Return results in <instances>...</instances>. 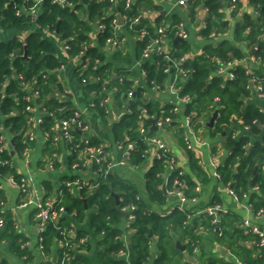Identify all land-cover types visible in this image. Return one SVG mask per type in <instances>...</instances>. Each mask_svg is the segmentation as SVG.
Listing matches in <instances>:
<instances>
[{
	"label": "trees",
	"instance_id": "trees-1",
	"mask_svg": "<svg viewBox=\"0 0 264 264\" xmlns=\"http://www.w3.org/2000/svg\"><path fill=\"white\" fill-rule=\"evenodd\" d=\"M14 1L18 7L25 4V0H0V128H8L13 135V143L15 153L19 157H23L28 146L33 148L34 143H24V134L27 131L28 119L32 117L36 109L40 111L47 110L42 115L43 123L41 130L44 133L53 135L57 120L74 111L73 103L56 97L57 92L64 94V89L55 75V71L59 70L63 61L59 55V46L52 38L45 37L43 30L51 33H57L61 41L66 42L70 46L69 56H81V51H85L86 56L91 57L89 68L81 73L77 69L80 80L85 79L86 87L92 94L94 90L100 91L103 86V80L111 78L112 70L117 67L114 63L107 60V54L104 48L107 46V39L114 36L115 32L112 22L116 18L118 8L121 14H129L138 17V24L131 30L128 25L123 28L131 34L138 36V30L146 27L147 23L142 18L143 5L138 0L129 8L126 7L125 0H72V7H63L52 0H45L43 10L38 14L36 23L40 29L34 27V23L27 14L18 15L17 9L11 5ZM252 1V0H251ZM259 6L261 14L264 15V0H253ZM31 3V1L29 2ZM28 4V3H27ZM205 6L209 9V17L206 20V26L202 31L204 38H209L211 33L224 31L228 28V21H223V13L220 11L222 4L219 0H205ZM158 22H161L159 19ZM181 22L180 18L175 20V28ZM101 23L106 28L100 32L98 44L91 46L90 34L95 30L96 26ZM162 27L161 24L157 26ZM150 35L143 40L137 41V57L142 58V53L150 39L156 35L155 28L147 26ZM264 28V20H253L250 16L245 17L243 25H237L235 28V42L255 37L261 33ZM250 29L247 37L244 33ZM173 32V31H172ZM24 33V41L21 42L18 34ZM120 36L124 33L118 32ZM54 35V34H53ZM171 36H175L173 32ZM247 40V39H246ZM175 48L171 52L172 60H166L164 56H156L151 60L144 61L142 67L146 73L147 86L152 87V83L166 85L171 80V75L175 73V63L179 61L190 50V45L186 41L176 42ZM255 46V45H253ZM257 51L253 50L256 57H261L264 65V42H259ZM25 50L27 56H25ZM247 55L246 51L234 45L233 42L224 41L217 47L209 46L206 53L196 56L193 60L182 62V66L191 70V76L186 81L181 95H191L194 100L192 104L186 106V113L196 111L200 113V109L206 105H212L214 110L218 112V118L213 127V135L225 134L227 137L225 146L230 149L229 157L223 167L218 172L225 184H229L238 195L242 198L245 193L250 194L247 202L255 212L264 209V138L262 142H251L249 136L235 139L233 130L229 125L232 124V115L236 114L244 123L249 126L251 133L260 134L262 125L264 124V112L253 104H246L245 100L250 97L253 84L250 76L246 73L245 66L238 65L234 69L235 78L224 82L222 76H218L217 71L221 63H225L232 59H243ZM83 58V57H82ZM96 59L101 61L96 69ZM174 70V71H172ZM260 81L264 88V73L259 70ZM20 76L23 78L20 79ZM95 78H101V81H95ZM119 92L117 98L121 97L123 92H129L132 89V83L125 79L119 82ZM33 86L35 89H33ZM35 91L39 92L37 97L27 100V97ZM145 89H138L137 100L129 104V113L125 114L120 121L114 124L112 132L116 142H124L127 138L137 144V150L132 153L133 164L140 166L147 161L146 151L148 145L142 140L139 134V126L142 121L145 126L150 127L151 132L156 134L152 128V116L167 117L174 122H179L180 115L173 112L174 105H166L162 107L159 103L147 101L143 99ZM216 98H219L217 101ZM95 103V102H94ZM98 106L100 102L96 100ZM33 108L30 110L28 108ZM101 107V106H100ZM202 107V108H201ZM104 106L99 108L102 112ZM142 109L147 110V116H143L141 120ZM42 111V112H43ZM183 129L180 128L181 143L183 142ZM1 134V133H0ZM81 134L78 130L74 131V141L69 143L71 149L70 166L78 163V168L82 167V160L79 157L76 144ZM92 145L101 143L93 142ZM185 146V145H184ZM56 151L57 148L52 151ZM193 164L197 160L192 153L188 151ZM13 155L7 150H0V203L4 202V191L1 189V182L13 177L20 182L21 175L16 173L12 166ZM7 162V163H6ZM258 167L255 173V168ZM199 168V166H198ZM200 170V169H199ZM165 172V166L161 161L153 160V164L148 173V197L152 203L160 205L167 203V196L163 189L164 180L162 175ZM205 180L209 181L208 175H204ZM75 177L66 178L65 180H73ZM189 185L186 191L188 197L194 196L196 185L184 176ZM47 188L51 190L52 185L46 183ZM259 186L260 191L254 192L252 188ZM63 191L62 201L66 208V215H62L56 223H52L44 232L45 253L52 250L55 242L62 237V229L70 227L72 216L75 222H82L87 216V208H96L97 213L91 218V225L95 233L99 236V244L104 248L102 258L107 264H125L124 261L116 257V253L125 250L122 242L123 229L120 227L122 221L127 218L122 215L121 209L130 204H136L137 210L134 212L136 219L132 223L135 234L131 240L130 248L135 255V264H150L152 259L151 243L153 238L157 237L156 247L158 254L153 260V264H181V260H185L183 251L177 247V242L185 244L190 255H195L196 250L204 249L203 238L197 234L196 226L188 225V215L179 210H175L172 214L162 216L154 211L143 199H137L138 190L114 176V173L107 176L104 180H100V186L93 191H89V187L82 191L72 193L61 187ZM114 194L119 195L120 204H117ZM86 199V204L84 203ZM214 202L213 205H215ZM87 206V208H86ZM229 222V228L233 229L235 244L237 238L242 234V230L238 228L241 220L229 216L226 223ZM209 230L215 236L218 235L216 225L212 224L210 218L206 224ZM6 232L12 237V251L14 254L23 257L27 255L25 247H21L18 241L21 239L12 224L8 220ZM228 232V231H227ZM225 231L226 236L232 237ZM152 234V238H150ZM205 264H232L223 263L214 256H206ZM246 264H264L263 258L253 257L251 251H248ZM0 264H5L0 262ZM69 264H90V261L82 256L73 257ZM184 264H190L184 261Z\"/></svg>",
	"mask_w": 264,
	"mask_h": 264
},
{
	"label": "crops",
	"instance_id": "crops-1",
	"mask_svg": "<svg viewBox=\"0 0 264 264\" xmlns=\"http://www.w3.org/2000/svg\"><path fill=\"white\" fill-rule=\"evenodd\" d=\"M137 1L134 0V4ZM139 1L143 5L142 18L147 23L146 27H154L155 32L158 29L157 26L159 23L161 26L168 27L166 40L167 50L170 52L174 50V44L178 42L176 35L174 37L171 36L173 32L175 33L174 22L176 18H180L181 21L185 22L189 38L184 41L190 45V50L186 54L189 58L188 60H193L196 56L203 55L209 46L217 47L224 41L233 42L234 45L236 44L246 51V53L251 50L253 45H258V41L264 42V28L261 29V33L255 37V40L248 37L246 38L247 40L234 41L235 28L237 25L244 24L246 14L253 20H264V15L261 14L259 6L253 0L250 2L246 0L241 1L236 11L230 10L225 2L219 0L223 5L220 9L223 13V21H228L229 26L222 32L220 29L217 32H213L216 35L215 38H204L202 34L210 13L204 4L205 0H192L190 3L188 1L186 5H179L178 0ZM159 19L161 22H158ZM119 32L124 33V37L126 38L125 43L116 51H109L107 47L104 48V52L107 54V60L114 63V66L117 67L116 70H112L111 82L108 87H103L100 91L94 90L93 94L85 89L86 81H83L84 79L81 81L77 73L78 57L71 58L69 54L64 53L60 48L59 55L62 58L63 65L59 70L55 71V75L64 89V94L57 92L56 97L61 100H70L75 110L78 109L84 112V119L90 127V133L88 135H90L93 142L101 143L105 146L106 156L110 160H120L124 154V144L123 142L119 143L115 141L112 132L113 126L125 114L129 113L128 102L132 104L137 100V93L133 99H128V102L125 100L126 92H123L121 97L117 98L116 94L120 91V85L118 86L117 82L121 84L125 79L129 80L132 83V89L130 90L136 92L138 89H145L142 94L143 99L159 103L162 107L177 104V96L171 91L161 93L147 86V81L143 75V63L141 64L142 58L139 59L137 57L138 37L126 31L123 27ZM249 33L250 29L244 33V36L247 37ZM4 35V33H1L0 37ZM90 36V45H97L98 37L93 32ZM241 64L245 67L248 66L245 62ZM251 67L255 74L259 70L262 74L264 73V65L252 63ZM217 75L221 76L219 73ZM222 76L226 80L227 74L225 73ZM256 76L259 77V75ZM96 100L100 102L101 107L104 106L103 112L99 109L101 107L97 105ZM245 103L253 104L264 112V100L259 97L255 88H253L250 97L245 100ZM215 111L212 105H206L200 109V113L198 114L196 111L191 112V116H193L191 130L195 135V148L192 150V153L197 160L196 164H193L190 158L188 153L190 150H186L180 140V128L183 129V132H187L186 107L182 106L180 108L179 122L177 121L164 128H160L158 131H154L167 142L179 166L184 169L187 179L196 186L201 187L198 201L188 204L190 212L188 225L196 226L198 228L197 234L203 238L202 245H204V249L199 247L195 254L198 264H205V258L208 255L216 257L223 263L246 264L248 251H251L253 257H260L261 259L264 256V248L260 250L254 247L252 240L256 237L246 234L245 229L241 226L242 222L245 219H250L253 223L259 224L264 232V221L256 216L255 211L248 209L247 201L243 203L236 201L230 195L227 190L229 184H225L221 176L220 179L214 177L215 173L219 174V168L225 165L230 154V149L225 146L227 139L225 134H217L214 136L213 128L209 127ZM43 113L36 109L34 116L39 117ZM245 126L247 125L245 123L243 124L236 114L232 115V124L229 125V128L233 130L235 139L249 136L251 142L263 141L264 124L258 135L251 133V130L246 129ZM35 132L36 141L34 146L28 158H24L16 155L13 135L8 128H3L5 148L13 155L12 166H14L17 174L30 177L34 180L35 191L43 195L56 197L60 188L63 187L64 181H67L65 180L66 178L79 177L86 184L91 185L96 181L97 175L93 163L87 161L79 169L70 166L71 149L66 142L62 140L55 142L51 136L41 130L40 126L36 127ZM79 132L81 133V131ZM55 148L57 150L52 151ZM52 159H55L53 167L50 165ZM153 160L154 158L151 157L140 166H133L131 164L119 166L113 173L114 176H117L125 183L134 186L138 190V197L143 199L154 211L162 216L170 215L177 210L176 206L179 200L176 196L169 194L166 190L167 203L163 205L152 203L148 197V173L153 164ZM205 174L208 175L209 181L205 180ZM46 183L52 185L51 190L47 188ZM1 189L4 191L5 199L3 205L6 218L12 221L15 231L21 235L18 243L21 244L22 248L25 247L28 254L23 257L14 254L11 249L13 240L10 233L6 232V230L0 231V262H4L5 264H60L63 249L60 246L59 240L55 242L49 253H46V255L42 254L39 248L40 234L35 219L36 210L32 206L24 208L18 207L20 195L18 184L10 179H6L1 182ZM80 191L82 190H75L74 188L72 193L78 194ZM214 202H217L215 204H221L224 209L229 211L227 215L218 214L219 225L216 224V228L217 231L220 230L223 233V236H215L211 232L209 233L208 227L204 224L211 217L205 213H199L200 210L213 205ZM96 213L97 210L95 207L91 209L87 208V216L82 222H75L71 216L70 227L63 230L69 234V237L74 242V248L71 251L74 258L82 256L87 258L90 264H107L102 258L104 248L99 244L100 238L91 225V218ZM229 216L241 220L238 223V228L242 230V234H239L240 236H238L236 244V236H234L233 229L231 230L229 228V222L225 224ZM120 227L124 231L122 242L125 246V250L123 249L125 254L116 257L124 261L125 264L127 262L129 264H135V255L130 248L135 229L132 228L126 218L122 221ZM225 231H228L227 233L233 236L228 238ZM84 237L88 238L86 243L81 242V239ZM156 242L157 237H154L153 243H151L152 259L150 264H153V260L158 254ZM153 246H155V251H152ZM186 252H188L187 247ZM183 256L185 260H181V264L187 261L184 254Z\"/></svg>",
	"mask_w": 264,
	"mask_h": 264
},
{
	"label": "built area",
	"instance_id": "built-area-1",
	"mask_svg": "<svg viewBox=\"0 0 264 264\" xmlns=\"http://www.w3.org/2000/svg\"><path fill=\"white\" fill-rule=\"evenodd\" d=\"M31 1V3H29ZM45 0H25V4L21 7H18L14 1L11 2V5H13L17 9V14L22 15L27 14L30 16L31 21L35 22L34 27L36 29H40V26L36 23V20L38 18V14L42 12L43 10V4ZM96 1V0H93ZM99 2H102L104 0H98ZM113 1V0H112ZM164 1V0H163ZM189 0H178L179 5H186ZM222 2H225L230 10L236 11L239 4L243 0H221ZM247 2H250L251 0H246ZM53 3H58L63 7H72L74 4L72 0H52ZM28 3V4H27ZM126 7L130 9L134 5V0H125ZM123 17V25H120L116 18L112 22V27L115 32L114 36L107 39V48L109 51H116L118 50L124 43L126 38L124 36H120L118 32L124 25H128L131 30L134 29V26L138 24L139 18L133 17L129 14H122ZM106 26L105 24L99 23L95 30L93 31L94 35L98 36L100 32H103L105 30ZM43 34L45 37H50L54 40L56 44H58L60 50H62L64 53L69 54L70 46L66 43L61 41L59 39L57 33H51L48 30H43ZM54 34V35H53ZM167 34H168V27L162 26L159 27L156 30V35L154 38L150 39L148 44L143 50L142 53V60L141 64L144 63L146 60H151L152 58H155L156 56H164L166 60H172L171 58V52L167 50ZM91 35V34H90ZM150 35V32L146 27L141 28L138 30V40H143L144 38L148 37ZM175 35L177 38L184 40H187L189 38V33L187 31V27L184 21H181L175 28ZM18 37L20 38V41H24L25 34L20 33L18 34ZM211 38H215V33H212L210 35ZM253 50L257 51L258 47L255 45L249 50L246 57L243 59H232L225 63H221L220 68L218 69V73L222 76L223 74H227L226 80L224 79V82L230 81L235 78L234 69L241 63H247L248 66L245 67L246 73L250 76L253 88H255L258 92V95L261 99L264 100V88L260 81V78L256 76L254 73L253 68L251 67V64H258L261 65L262 59L261 57H256L253 54ZM83 57V58H82ZM79 63H78V70L81 71V73H84L90 65V62L92 61L91 57L86 56L85 51H81V56H78ZM188 58L187 55H184L179 61L175 63L176 71L171 75V80L166 85H160L158 83H152V89L155 91L165 93L166 91H171L173 94L177 96V104H174L173 112L178 114L180 112V108L182 106L186 107L187 105L192 104L194 98L191 95H181V92L183 90V87L186 83V81L191 76V70L186 69L182 66V62L186 61ZM101 65V61L99 59H96V65L94 69H96L97 65ZM143 65V64H142ZM174 71V70H172ZM143 75L146 80V73L143 70ZM23 77L20 76V79ZM85 81V79L83 80ZM95 81H101V78H95ZM110 78H106L103 80V86L104 88L108 87L110 85ZM33 89L34 86H33ZM135 91L130 90L127 92L126 101L128 99H133L135 97ZM39 95L38 91H35L32 93V95L27 97V100H32L34 97H37ZM218 101L219 98H216ZM30 110H33V108H28ZM43 111V110H42ZM41 111V112H42ZM44 114L47 113V110L44 109ZM147 116V110L142 109L141 113V120L142 117ZM191 114L186 117V127L187 132L182 134L183 142L185 145L186 150H194L195 148V135L191 130V121H192ZM153 120L155 121V126L160 128H164L168 125H171L175 123L170 116L167 117H154L152 116ZM241 120V119H240ZM241 122L244 124V121L241 120ZM43 123V117H35L34 115L28 119V125L27 131L24 134V143L31 144L32 142L36 141V132L35 129L37 126L42 125ZM152 125V124H151ZM246 129H249V126H245ZM56 133L53 135H50V133H47V135L51 136L55 142H58L60 140L66 142L67 144L72 143L74 141V131L78 130L81 131V137L78 140V143L76 144L78 150V154L80 159L82 160V164L84 165L85 162L89 161L93 163L95 167V173L97 175L96 181L91 184H86L81 178L77 177L73 180H67L64 181L63 186L69 191H72L74 188L75 190H83L85 188L90 189V191H93L94 189L98 188L100 186V180L106 179L107 176L112 174L115 169L119 166H125L128 164H131L133 166H137L133 164L132 160V153L137 150V144L134 141H130L128 138L126 141L123 142L124 146V154L123 157L120 160H110L106 156V148L103 144L99 145H92L91 144V138L90 135V127L87 124L86 120L84 119V112L78 109H74L72 114L67 115L65 117L60 118L57 120V124L54 128ZM139 134L142 137V140L148 145V150L146 151L147 159H150L151 157L154 158V160L161 161L165 166V172L163 177L164 180V187L168 191L169 194H172L176 196L179 200L176 209L186 213L188 215V219H190V212L188 208V204L190 202H197L198 201V195L201 191L200 186H196L193 193L194 196L188 197L186 194V191L189 189V185L187 181L184 179L185 171L182 169L178 161L176 160L175 156L172 154L167 142L161 138L157 134H153L151 132L150 127H147L144 125V123L141 121L139 126ZM0 150H7L5 148V137L3 134V128H0ZM86 133V134H85ZM233 137L235 138V134L233 133ZM32 147L28 146L24 152L23 157L28 158L30 155ZM7 163V162H6ZM55 163V159H52L50 165L53 167ZM82 165V166H83ZM74 168H78V163L74 165ZM216 179H220V174L215 173L214 176ZM14 183H17L20 189V195H19V208L24 207H34L36 210L35 213V219L37 223V227L39 230V248L43 255H46L45 253V245H44V232L47 230V227L52 224L56 223L58 219L66 214V208L62 201L63 193L61 190H59L56 197L53 196H47L39 193L38 191L34 190V180L30 177L22 176L20 179V182L15 180L13 177L8 178ZM227 190L230 193V195L236 200L241 201L242 203L244 201H247L250 194L245 193L242 198L238 195V193L233 189L230 185L227 186ZM252 191L259 192L260 187L254 186L252 188ZM137 199H140L137 196ZM4 203H0V231H5L8 227V219L5 215V209H4ZM248 209L250 211L253 210L251 205L248 204ZM137 210L136 204H130L126 207L122 208L121 211L124 213V215L127 216V221L129 224L132 225V223L135 221L136 216L134 212ZM254 211V210H253ZM199 213H205L208 216H210L213 219V224H218V214H229V211L227 209H224L221 204H215L208 206L206 208H203L199 211ZM256 216L264 221V209L259 210L258 212H255ZM219 225V224H218ZM244 229L246 234L253 235L256 238L252 240V244L257 249H263L264 248V232L259 224L253 223L250 219H245L242 222L241 225ZM62 237L59 239L60 246L63 249L62 253V259L60 264H69L73 258L72 250L74 248V242L69 237V234L62 229ZM218 235L223 236V233L218 230ZM88 240L87 237H84L81 239L82 243H86ZM125 254L124 250H120L116 253V256ZM126 264H129L127 262Z\"/></svg>",
	"mask_w": 264,
	"mask_h": 264
},
{
	"label": "water",
	"instance_id": "water-1",
	"mask_svg": "<svg viewBox=\"0 0 264 264\" xmlns=\"http://www.w3.org/2000/svg\"><path fill=\"white\" fill-rule=\"evenodd\" d=\"M191 1L192 0H189V3ZM117 19H118L119 24L120 25H123L124 21H123V17H122L121 9L120 8H118ZM177 41H183V40L180 39V38H178ZM25 56H27V51L26 50H25ZM135 95H136V93H135ZM217 118H218V112L215 111V113L213 114V117L211 118V121L209 123V127L210 128H213L214 127V124H215ZM152 128L155 131H158L159 130L158 127L155 126V121L153 119H152ZM257 170H258V167L255 168V171L254 172L256 173ZM163 189L166 191V188L165 187ZM113 196L116 199L117 204H120L119 195L113 193ZM86 202H87L86 199H84V203L85 204H86ZM86 208H87V206H86ZM121 214L124 215L123 212ZM150 238H152V234H150ZM177 247L179 249H181L182 251H184V255L186 257L187 262H189L190 264H198L197 256L196 255H190L188 252H186V245H184V244H182L181 242L178 241L177 242ZM152 251H155V246L152 247ZM222 251H224V250L222 249Z\"/></svg>",
	"mask_w": 264,
	"mask_h": 264
},
{
	"label": "rangeland",
	"instance_id": "rangeland-1",
	"mask_svg": "<svg viewBox=\"0 0 264 264\" xmlns=\"http://www.w3.org/2000/svg\"><path fill=\"white\" fill-rule=\"evenodd\" d=\"M126 102H128V101H126ZM129 103V102H128Z\"/></svg>",
	"mask_w": 264,
	"mask_h": 264
}]
</instances>
